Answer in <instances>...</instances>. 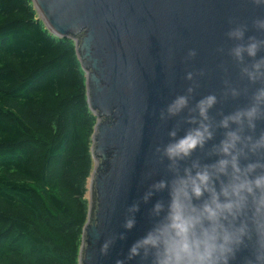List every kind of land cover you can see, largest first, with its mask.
<instances>
[{
  "label": "water",
  "instance_id": "obj_1",
  "mask_svg": "<svg viewBox=\"0 0 264 264\" xmlns=\"http://www.w3.org/2000/svg\"><path fill=\"white\" fill-rule=\"evenodd\" d=\"M31 1L52 35L74 43L96 119L78 264H117L147 228L142 206L136 227L118 238L129 205L162 173L155 148L174 121L162 123L160 110L188 86L187 72L195 74V99L219 93L226 79L238 82L230 58L216 50L232 46L230 22L250 25L264 9L248 0ZM189 50L196 51L191 60ZM108 239L114 243L102 254Z\"/></svg>",
  "mask_w": 264,
  "mask_h": 264
},
{
  "label": "clouds",
  "instance_id": "obj_2",
  "mask_svg": "<svg viewBox=\"0 0 264 264\" xmlns=\"http://www.w3.org/2000/svg\"><path fill=\"white\" fill-rule=\"evenodd\" d=\"M248 3L264 9V0ZM225 38L232 46L216 51L238 82L195 99L187 72L188 86L160 110L162 123L174 121L155 148L162 173L129 205L118 238L136 227L142 206L147 228L117 264H264V15L230 22Z\"/></svg>",
  "mask_w": 264,
  "mask_h": 264
},
{
  "label": "trees",
  "instance_id": "obj_3",
  "mask_svg": "<svg viewBox=\"0 0 264 264\" xmlns=\"http://www.w3.org/2000/svg\"><path fill=\"white\" fill-rule=\"evenodd\" d=\"M0 0V264H78L96 123L74 43Z\"/></svg>",
  "mask_w": 264,
  "mask_h": 264
},
{
  "label": "rangeland",
  "instance_id": "obj_4",
  "mask_svg": "<svg viewBox=\"0 0 264 264\" xmlns=\"http://www.w3.org/2000/svg\"><path fill=\"white\" fill-rule=\"evenodd\" d=\"M37 17H38V15H37ZM37 20L40 21V23L42 22L41 19H40V17H38ZM88 185H89V179L87 181V192H86V195H85V198H86L87 202H88V197H89V194H88Z\"/></svg>",
  "mask_w": 264,
  "mask_h": 264
}]
</instances>
